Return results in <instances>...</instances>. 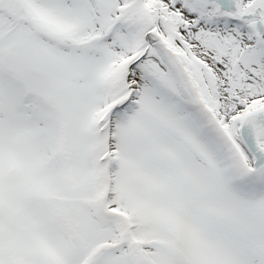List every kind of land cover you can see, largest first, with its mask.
<instances>
[{"label": "snow or ice", "instance_id": "1", "mask_svg": "<svg viewBox=\"0 0 264 264\" xmlns=\"http://www.w3.org/2000/svg\"><path fill=\"white\" fill-rule=\"evenodd\" d=\"M0 264H264V0H0Z\"/></svg>", "mask_w": 264, "mask_h": 264}]
</instances>
